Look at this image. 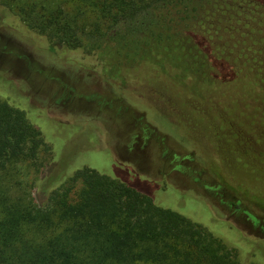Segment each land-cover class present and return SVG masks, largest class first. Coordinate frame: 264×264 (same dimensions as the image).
<instances>
[{
	"label": "trees",
	"instance_id": "trees-1",
	"mask_svg": "<svg viewBox=\"0 0 264 264\" xmlns=\"http://www.w3.org/2000/svg\"><path fill=\"white\" fill-rule=\"evenodd\" d=\"M0 5L51 48L95 55L125 84L180 85L192 129L219 157L231 151L225 168L264 157L248 146L247 161L232 158L241 151L233 124L264 131V0ZM85 134L81 151L90 146ZM44 152L50 147L39 127L0 99V264H264L263 225L261 236L248 234L191 191L180 199L173 186L137 175L111 177L85 160L72 159L63 173L72 174L59 180L63 176L52 174L55 162L44 160ZM24 162L44 168V179L29 194L15 178L16 164ZM227 205L259 224L240 199H227Z\"/></svg>",
	"mask_w": 264,
	"mask_h": 264
},
{
	"label": "rangeland",
	"instance_id": "rangeland-1",
	"mask_svg": "<svg viewBox=\"0 0 264 264\" xmlns=\"http://www.w3.org/2000/svg\"><path fill=\"white\" fill-rule=\"evenodd\" d=\"M115 74L95 55L67 47L51 48L44 36L28 29L0 5V99L23 109L39 127L50 147L42 157L55 162L52 174L68 180L72 173L65 176L64 170L77 159L111 177L132 180L137 175L173 186L180 199L191 191L219 217L248 234L261 236L264 131L243 130L233 124L234 146L236 143L241 150L232 154L233 160H245L248 146L263 158L249 156L255 160L247 166L225 168L231 151L219 157L192 129L183 115L180 85L165 80L125 84ZM86 132L90 146L81 151L87 146ZM16 165L15 178L29 194L38 180L44 179V168L35 170L25 162ZM236 198L259 219L258 225L227 205V199Z\"/></svg>",
	"mask_w": 264,
	"mask_h": 264
}]
</instances>
